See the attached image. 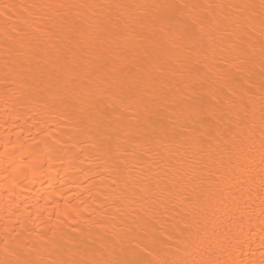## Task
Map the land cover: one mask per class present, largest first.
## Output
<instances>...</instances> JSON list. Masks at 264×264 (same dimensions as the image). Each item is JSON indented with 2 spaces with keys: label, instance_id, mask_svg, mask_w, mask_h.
Segmentation results:
<instances>
[{
  "label": "bare ground",
  "instance_id": "obj_1",
  "mask_svg": "<svg viewBox=\"0 0 264 264\" xmlns=\"http://www.w3.org/2000/svg\"><path fill=\"white\" fill-rule=\"evenodd\" d=\"M0 264H264V0H0Z\"/></svg>",
  "mask_w": 264,
  "mask_h": 264
}]
</instances>
